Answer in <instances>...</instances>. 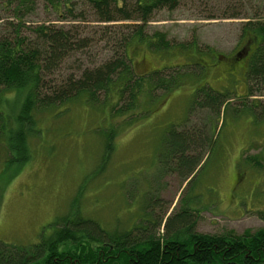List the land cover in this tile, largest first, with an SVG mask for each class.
<instances>
[{"label": "rangeland", "instance_id": "374dc122", "mask_svg": "<svg viewBox=\"0 0 264 264\" xmlns=\"http://www.w3.org/2000/svg\"><path fill=\"white\" fill-rule=\"evenodd\" d=\"M34 1L32 9L23 10L28 28L62 26L87 40L48 79L78 74L123 53L142 75L167 67L162 75L174 76L177 65H189L182 68L185 75L178 86L160 92L143 111L137 108L135 119L108 118V110L80 98L36 113L39 133L29 139L24 163L7 167L0 143V243L6 250H31L59 222L80 216L114 236L132 229L143 215L151 220L143 223L149 230L145 234L161 236L166 219L183 208L198 233L240 235L264 227V93L244 96L247 57L238 55L254 44L255 38L241 37V28L249 19H264V0H179L174 10H157L146 22L148 34L164 33L172 44L195 38L201 53L177 48L155 52L143 44L125 48L124 38L139 22L98 21L86 0H71L73 12L68 14L63 7L54 10L48 0ZM124 1L127 7L134 2ZM234 13L238 15L231 17ZM0 14L8 11L0 9ZM62 14L65 20H59ZM22 34L34 37L29 29ZM205 83L228 97L217 117L195 104L189 108ZM173 125L177 130L202 128L213 141L211 157L191 185V176L183 181L172 168L158 166L166 131ZM117 261L124 264L122 257Z\"/></svg>", "mask_w": 264, "mask_h": 264}, {"label": "trees", "instance_id": "16d2710c", "mask_svg": "<svg viewBox=\"0 0 264 264\" xmlns=\"http://www.w3.org/2000/svg\"><path fill=\"white\" fill-rule=\"evenodd\" d=\"M48 2L56 11L63 7L67 14L73 12L71 0ZM86 2L98 21L139 22L135 23L134 32L124 38L125 48L130 44L134 47L143 44L155 52H169L175 48L180 52L191 49L203 52L195 38L186 44H172L164 33L148 34L144 30L155 11H172L179 0H134L129 7L124 0ZM34 4V0H0V9L8 11L7 15L0 14V143L6 148L4 162L7 167L11 163L18 166L27 161L29 139L39 133L36 113L83 98L93 108L108 110V118L126 115L135 119L137 108L143 111L142 106L152 102L160 92L165 94L174 90L185 75L182 68L188 63L177 65L178 73L174 76L162 75L167 67L138 74L132 68L131 56L123 53L121 58L81 68L78 74L48 79L73 52L85 48L87 40L62 26L55 28L39 23L28 28L23 21V10L32 9ZM237 15L230 14L231 17ZM66 18L67 15L62 14L59 20ZM23 29H29L34 37L22 34ZM241 37L255 38L244 71L248 87L244 96L264 93V19H249L243 23ZM207 50L210 52L209 48ZM192 64L193 68L197 65ZM227 98L226 93L205 83L189 108L195 104L217 117L221 107L228 103ZM177 126L166 131L158 166L164 170L172 168L169 171L176 172L183 181L191 176L188 180L191 185L211 157L213 141L203 134L202 128L177 130ZM211 129H214L212 124ZM112 137L113 131H110L106 140L108 148H111ZM189 215L183 208L169 216L163 234L158 237L145 234L149 231L146 224L151 223L145 215L140 223L118 236L92 219L80 216L70 221L65 218L48 239L41 237L31 250H6L0 243V264H121L117 261L121 257L124 264H264V227L240 235L198 233L192 229ZM135 230H141L143 234L135 237Z\"/></svg>", "mask_w": 264, "mask_h": 264}, {"label": "water", "instance_id": "95a60500", "mask_svg": "<svg viewBox=\"0 0 264 264\" xmlns=\"http://www.w3.org/2000/svg\"><path fill=\"white\" fill-rule=\"evenodd\" d=\"M242 54L239 52L238 53V55L240 56V57H245V56H247V54H248V52H249V50H245V48L242 50Z\"/></svg>", "mask_w": 264, "mask_h": 264}]
</instances>
